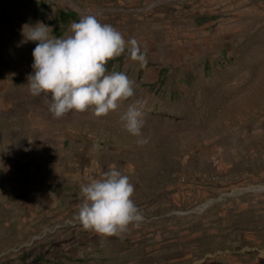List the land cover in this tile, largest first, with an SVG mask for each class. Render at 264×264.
<instances>
[{"label":"rangeland","instance_id":"374dc122","mask_svg":"<svg viewBox=\"0 0 264 264\" xmlns=\"http://www.w3.org/2000/svg\"><path fill=\"white\" fill-rule=\"evenodd\" d=\"M85 15L147 63L108 60L134 82L117 109L56 117L29 91L22 28L66 36ZM133 103L143 144L123 127ZM111 168L143 219L102 236L77 213ZM0 264H264V0H0Z\"/></svg>","mask_w":264,"mask_h":264},{"label":"clouds","instance_id":"9594fccd","mask_svg":"<svg viewBox=\"0 0 264 264\" xmlns=\"http://www.w3.org/2000/svg\"><path fill=\"white\" fill-rule=\"evenodd\" d=\"M26 25L22 28L24 42H35L32 72L27 74L29 91L34 96L46 93L51 100L48 110L54 116L90 107L97 116L104 115L134 95V82L128 75L109 72L106 64L127 50L131 59L144 66L147 60L135 38L125 40L114 26L94 15L73 20L66 36L50 34L49 25L40 20ZM143 116L142 107L135 103L122 115L123 127L139 144L147 142L142 135ZM81 192L78 219L84 228L102 236L120 235L129 224L143 219L132 199L134 185L117 168L82 184Z\"/></svg>","mask_w":264,"mask_h":264},{"label":"water","instance_id":"95a60500","mask_svg":"<svg viewBox=\"0 0 264 264\" xmlns=\"http://www.w3.org/2000/svg\"><path fill=\"white\" fill-rule=\"evenodd\" d=\"M162 1H165V0H162Z\"/></svg>","mask_w":264,"mask_h":264}]
</instances>
